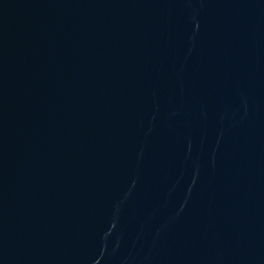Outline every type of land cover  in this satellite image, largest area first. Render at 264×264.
I'll return each instance as SVG.
<instances>
[{"label": "water", "instance_id": "obj_1", "mask_svg": "<svg viewBox=\"0 0 264 264\" xmlns=\"http://www.w3.org/2000/svg\"><path fill=\"white\" fill-rule=\"evenodd\" d=\"M25 264H264V0H152Z\"/></svg>", "mask_w": 264, "mask_h": 264}]
</instances>
